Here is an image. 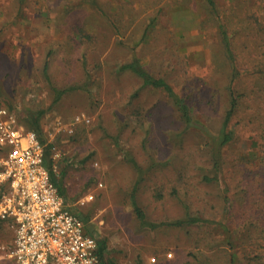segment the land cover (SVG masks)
Here are the masks:
<instances>
[{"label": "rangeland", "instance_id": "1", "mask_svg": "<svg viewBox=\"0 0 264 264\" xmlns=\"http://www.w3.org/2000/svg\"><path fill=\"white\" fill-rule=\"evenodd\" d=\"M212 1L0 0V107L31 132L27 113L46 110L42 145L63 202L115 264H244L248 248L264 264V0ZM133 57L173 86L193 122L118 72ZM232 97L228 205L223 183L204 176ZM187 203L205 221L161 224ZM11 237L0 221V252Z\"/></svg>", "mask_w": 264, "mask_h": 264}, {"label": "built area", "instance_id": "2", "mask_svg": "<svg viewBox=\"0 0 264 264\" xmlns=\"http://www.w3.org/2000/svg\"><path fill=\"white\" fill-rule=\"evenodd\" d=\"M0 220L12 230L0 264H100L98 241L63 202L36 134L0 107ZM171 257V253H167ZM152 261L155 258L151 259Z\"/></svg>", "mask_w": 264, "mask_h": 264}, {"label": "trees", "instance_id": "3", "mask_svg": "<svg viewBox=\"0 0 264 264\" xmlns=\"http://www.w3.org/2000/svg\"><path fill=\"white\" fill-rule=\"evenodd\" d=\"M206 1L210 5H213L212 0H206ZM222 32H223L224 44L226 46L227 51L230 52L231 50L229 47V43H228L229 41H228L227 35L225 34V31H222ZM118 72L131 74V75L135 76L136 78H138L141 81L142 87L162 90V92L171 100V105L177 111L181 120L185 124H190L191 122H193L191 109L189 108V106L187 105L185 100L176 93L173 86L164 77L153 75L152 73H150L147 69H145L141 65L138 58L133 57L131 60L121 64L118 68ZM65 90L64 89L55 90L56 99H54V102H56L59 99L60 95H62L65 92ZM230 91L232 93V88H230ZM235 106H236V100L232 97L231 102H230V107L225 112L224 120H223L222 127H221L219 134L217 136H211L209 138V142L207 145H209L208 146L209 151L211 152L210 159H211V162L213 165H212V172H210V174H206L204 176V180L208 183H210L212 181L223 183V185L226 187V188L224 187L223 197H224L225 203H227L228 205H230L231 202H230L228 194H227L228 193V190H227L228 181H227V178H225L223 176V171L221 172V170L223 169L222 168L223 161L221 158V151H222V148L232 140V134H231V131L228 129V125H229V121L232 117L233 111L235 109ZM7 109H9V108H7ZM45 111H46L45 109H40V110H37L34 112H30V113H27L28 114L27 117L24 118L27 120L26 126L33 130V132L36 134V136H37V138L41 144H43L44 140L41 137L40 120H41L42 115H44ZM262 146L264 147V140L262 142ZM49 148H50V145H47L46 147H44V158H45L44 162H45L47 169L50 172L52 181L55 184V186L57 187L60 196L65 197V192H64L63 187L59 183V180L55 178V176L53 175V172L51 170L52 169L51 168L52 163L50 162L49 159H47V156L49 155ZM6 151H7V148L5 146H0L1 156H4ZM128 159H130L131 163L136 167V169H138V171H141V169L138 167V165L136 164V162L133 158H128ZM0 169H1V167H0ZM141 178H143V177L140 176L138 181L136 182L135 187L132 190V195H135L137 186H138L139 182L142 181ZM0 195H1V193H0ZM133 205H134V213L136 214V217L142 223L147 224L148 221L146 220V216H145L144 211L141 209V207L137 203L133 202ZM192 208H193V205L191 203L185 204V214L182 218H176L175 220L170 221V222H161V224L168 225V226H175V227L180 226L181 227V226H191L194 224H198L202 220L205 221L204 218H201L199 215H197L196 212H193ZM79 218L81 219V221L84 219L82 217H79ZM0 221L7 223L6 221H3V220H0ZM210 223L215 224V222H210ZM148 224L151 227H156L158 225V224H155V222L148 223ZM261 232H262V230H261ZM98 244H99L98 256L100 259V264H115V262L113 260H111L110 258L107 257V255L105 253V245L103 243H100V242H98ZM230 246H232V245L230 244ZM262 256H263L262 253H258L255 250L248 248L247 252L244 254V260H245L244 264H257L258 262L256 260H261ZM255 261H256V263H255Z\"/></svg>", "mask_w": 264, "mask_h": 264}]
</instances>
